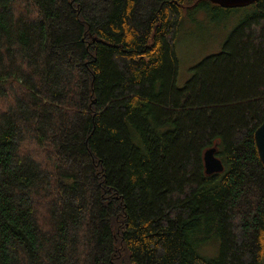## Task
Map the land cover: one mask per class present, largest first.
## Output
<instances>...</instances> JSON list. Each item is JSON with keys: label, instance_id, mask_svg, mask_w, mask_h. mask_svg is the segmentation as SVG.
I'll return each instance as SVG.
<instances>
[{"label": "trees", "instance_id": "1", "mask_svg": "<svg viewBox=\"0 0 264 264\" xmlns=\"http://www.w3.org/2000/svg\"><path fill=\"white\" fill-rule=\"evenodd\" d=\"M209 6L0 0V264H264V0L178 88Z\"/></svg>", "mask_w": 264, "mask_h": 264}, {"label": "rangeland", "instance_id": "2", "mask_svg": "<svg viewBox=\"0 0 264 264\" xmlns=\"http://www.w3.org/2000/svg\"><path fill=\"white\" fill-rule=\"evenodd\" d=\"M249 7L225 12L209 6L208 10H200L192 16L182 15L174 46L178 62L175 86L182 88L190 78L194 65L221 50L230 31L245 16Z\"/></svg>", "mask_w": 264, "mask_h": 264}, {"label": "water", "instance_id": "3", "mask_svg": "<svg viewBox=\"0 0 264 264\" xmlns=\"http://www.w3.org/2000/svg\"><path fill=\"white\" fill-rule=\"evenodd\" d=\"M210 3L224 9H237L247 7L257 0H208ZM255 148L258 153L259 161L264 165V115L261 124L254 132ZM216 147H211L203 152V166L206 175L221 173L223 165L220 160L215 156Z\"/></svg>", "mask_w": 264, "mask_h": 264}]
</instances>
